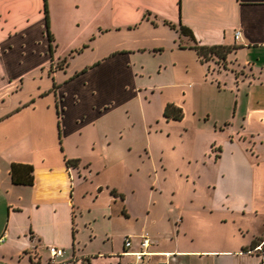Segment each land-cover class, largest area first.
Here are the masks:
<instances>
[{"label": "crops", "instance_id": "crops-1", "mask_svg": "<svg viewBox=\"0 0 264 264\" xmlns=\"http://www.w3.org/2000/svg\"><path fill=\"white\" fill-rule=\"evenodd\" d=\"M48 6L49 30L54 44L52 60L64 55L73 58L76 53L93 49L99 38L108 39L104 45L106 51L97 55L96 64L83 73L87 76L96 70L114 80L146 76L145 84L150 86L149 80L153 78L175 74L170 70V66H175V59L165 58V50L172 56L192 51L200 62L195 50L190 48L193 41L189 36L179 35L164 21L187 27L200 45L236 47L227 54L226 60L244 73L239 76L221 71L214 74L217 83L219 79L231 90L234 85L237 87L238 102L232 120L238 126L228 129L232 123L224 121L227 135L219 145L212 143L218 149L217 154L213 158L210 154L206 157L216 174V182L211 187L212 202L206 208L226 218L217 223L220 227L218 237L207 240L210 244L200 247V242L189 236L190 225L196 224L194 217L187 219L189 207L184 205L182 209L177 202L180 211L171 212V218L167 219L173 227L169 229L168 225L161 227L158 233L148 232L152 243L146 261L147 264H264V253L257 249L258 243L264 241V234L257 231L245 237L248 231L242 228L240 219L242 216L249 218L252 213L264 225V0H180V5L178 0H48ZM235 30L239 31L237 39L233 37ZM41 33L44 34L42 29ZM65 35L68 39L63 42ZM2 43L0 38V50ZM160 56L162 61L155 60ZM199 73L205 76L202 69ZM177 75L186 79L180 71ZM117 97L126 98L120 92ZM244 98L248 99L243 110L238 103ZM236 109L240 118L236 116ZM82 124V129L90 126L83 121ZM114 126L105 129L112 138L109 143L74 139L70 144L65 137L71 135V127L68 124L59 126V122L57 130L64 137L62 140L57 137V142L50 143L39 138V134H46L40 125H36L30 140L23 137L3 140L1 138L9 133L0 130V264H45L49 245L63 250L56 264H79V261L101 264V258L105 260L102 264H117L124 258L130 260L129 256L121 255L122 241L114 246L103 242L100 247L90 249L88 244L92 237L79 238L74 226V199L82 180L109 168L114 161L123 177L134 178L135 169L127 164L130 142L122 140V133L117 132L123 128L115 123ZM18 134L20 136L22 131ZM64 157L78 158V166L66 167ZM84 159L91 160L88 166ZM12 162L33 167L31 185L11 182L9 166ZM142 185L137 187L133 181H128L126 188H113L124 196L121 199L110 194V204H118L120 199L116 218L132 215L127 202L136 190H143L150 200L151 188L157 189L156 185L147 182ZM122 204L126 214L121 212ZM109 208L111 213V205ZM183 211L187 212L185 217ZM229 217H234L239 231L236 233L234 229L233 238L228 236L226 229L223 231ZM179 235L188 239L183 241ZM253 241L256 244L253 245ZM135 242L133 249H136Z\"/></svg>", "mask_w": 264, "mask_h": 264}, {"label": "rangeland", "instance_id": "rangeland-1", "mask_svg": "<svg viewBox=\"0 0 264 264\" xmlns=\"http://www.w3.org/2000/svg\"><path fill=\"white\" fill-rule=\"evenodd\" d=\"M71 6L74 9V4ZM42 9L43 0H0V38L3 42L0 50V130L9 133L1 139L23 137L30 140L36 125H40L46 134H39V138L49 143L57 142V137L61 140L64 137L57 130L59 122V126L68 124L71 127V135L65 137L70 144L74 139L109 143L112 138L105 129L115 127L114 123L119 128L129 127V130L117 132L122 133V140L130 142L127 164L135 169L134 178L123 177L114 161L109 168L79 183L74 199V226L79 238L88 239L90 235L92 242L88 246L93 249L103 242L118 245L128 234L135 242L144 231L158 233L161 227L168 225L171 229L173 224L167 219L171 218V212L180 211L177 202L181 208L189 207L187 219L194 217L196 223L190 225L192 235L189 236L197 239L200 247L207 240L218 237L220 227L217 223L226 217L219 212L210 213L206 208L212 202L211 187L216 182L215 167L206 157L210 154L213 158L217 154L218 149L212 143L219 145L225 139L224 121L232 123L228 129H237L238 124L232 117L238 93L236 85L231 90L222 80L218 79L221 84L217 83L214 73L221 71L239 76L244 70L216 56H208L203 63L205 68L192 51L172 56L165 50V58L175 59V66H170L175 74L153 78L149 80L150 86L145 84L146 76L114 80L94 69V73L87 76L83 73L96 64L97 55L106 51L104 45L108 39L99 38L93 49L76 53L73 58L64 55L52 60L54 44L41 33V29L45 30ZM65 36L61 41L68 39ZM162 59L161 56L155 58ZM155 60L152 59L157 63ZM201 69L204 77L199 73ZM179 71L186 79L177 75ZM118 92L126 98L120 100ZM247 99L238 103L243 110L247 107ZM168 102L182 109L180 120L167 121L163 117V108ZM101 110L104 114L98 112ZM236 116L240 118L237 109ZM82 121L90 126L82 129ZM90 161L84 159L86 166ZM128 181H133L137 187L143 186V182L151 183L157 189L151 188L150 200L143 190H136L127 202L132 215L129 218L121 215L118 219L115 213L120 199L118 204H110L109 191L126 188ZM121 207L124 208L123 204ZM183 212L185 217L187 212ZM248 216L240 217L242 228L248 231L245 237L257 231L264 234L261 221L252 213ZM233 220L234 217H229L223 227L231 238L239 233ZM179 238L188 239L182 235ZM257 249L264 253V241L258 243ZM65 252L68 254L66 249ZM45 256L47 264L49 254L46 252ZM101 259L100 263H105ZM126 260L120 263L125 264Z\"/></svg>", "mask_w": 264, "mask_h": 264}, {"label": "trees", "instance_id": "trees-1", "mask_svg": "<svg viewBox=\"0 0 264 264\" xmlns=\"http://www.w3.org/2000/svg\"><path fill=\"white\" fill-rule=\"evenodd\" d=\"M180 5V0H178ZM43 14L45 18V30L44 33L49 41H52V36L49 30V11L47 7V0H43ZM165 24L169 25L172 29H174L179 35L189 36V38L193 41V44L190 46L193 50H195L200 62L204 63L208 56H216L220 60H225L227 54L234 48L235 46H226V45H200L198 44L191 31L181 25H175L169 21H164ZM163 117L168 121L169 119L172 120H180L183 117L182 109L175 105L173 102H168L164 105ZM217 156V155H216ZM64 163L66 167H77L79 163L78 158H66L64 157ZM33 167L30 164L24 163H10L9 166V175L11 182L13 184H26L31 185L33 183ZM109 194L113 196H118L121 199L124 198L122 193H117L115 189H111ZM121 212L125 213V209L122 208ZM31 237V235H30ZM253 245L256 244V241L252 242Z\"/></svg>", "mask_w": 264, "mask_h": 264}, {"label": "built area", "instance_id": "built-area-1", "mask_svg": "<svg viewBox=\"0 0 264 264\" xmlns=\"http://www.w3.org/2000/svg\"><path fill=\"white\" fill-rule=\"evenodd\" d=\"M239 36V31L235 30L233 37L237 39ZM133 239L130 235L124 236L122 241V255H127L130 257V260L127 261L125 264H147L146 255L148 254V248L152 243V239L148 232L144 231L138 239L136 240V249H133ZM49 260L47 264H56V259L62 255L63 250L57 246L49 245L46 247ZM56 261V262H55ZM121 264V263H117Z\"/></svg>", "mask_w": 264, "mask_h": 264}]
</instances>
